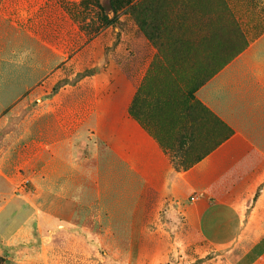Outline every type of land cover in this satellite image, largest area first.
I'll use <instances>...</instances> for the list:
<instances>
[{
    "label": "crops",
    "instance_id": "0c3cea01",
    "mask_svg": "<svg viewBox=\"0 0 264 264\" xmlns=\"http://www.w3.org/2000/svg\"><path fill=\"white\" fill-rule=\"evenodd\" d=\"M146 2L153 42L138 26L119 45L95 40L69 76L47 23L1 19L0 257L33 235L41 252L24 264H48L81 230L99 245L96 230H125L133 244L151 207L153 226L185 234L152 261L264 264V30H224L257 17L235 0Z\"/></svg>",
    "mask_w": 264,
    "mask_h": 264
},
{
    "label": "rangeland",
    "instance_id": "374dc122",
    "mask_svg": "<svg viewBox=\"0 0 264 264\" xmlns=\"http://www.w3.org/2000/svg\"><path fill=\"white\" fill-rule=\"evenodd\" d=\"M140 2L141 0H113L114 10L107 11V15L109 19L114 18L115 23L108 27L103 21V15L98 7L97 0H0V22L2 23L1 19L7 16L11 22H16L28 29H38L40 22L45 27V23H47V37H42V39H46L49 46L54 48L59 56L65 60V63L62 64L63 71L69 76L75 70L84 67L89 61H93V41L96 40L102 45H119L122 35L128 34L135 37V28L139 27L138 21L144 22V30L151 37L147 39L150 43L153 42L151 29V8L153 9V7H151L150 2H147L149 8L146 17L149 18L143 21L146 5H137ZM231 9L235 10V14L241 16L250 13L257 17L252 20L235 21V25L232 22L225 21L223 22L224 30H235L237 28L240 32H250L253 37L264 30V0H235V7L231 5ZM21 15H32L34 17H27V20H18L17 16ZM42 32H45V29ZM243 41V35H241V45ZM109 50L111 51V59L118 61L119 51L110 49L109 46L105 50L106 59ZM232 55L233 53L223 54L224 57L221 63L226 62ZM199 56L198 53L193 54L191 59L199 60ZM200 60L203 59L200 58ZM209 60L207 59L208 64ZM217 65L219 66V64ZM192 74L193 79L196 78L197 80L203 76V70L200 68L192 69ZM25 187V192L28 193L29 185ZM149 201L152 202V198H149ZM145 220L148 228L128 230V233L132 234L131 239H133V244L128 245L119 242L120 236L125 230H106L110 232L105 235L107 243H105V230H100V232L96 230V236L100 233L99 240L102 241L100 245L98 236L95 239L88 237L87 230H81L83 235L80 236L79 241H72L68 238L69 242L67 239L65 245L58 248V251H60L58 256H56L54 249L55 252H53V257H51L48 264H137L139 256H141L139 264H161V260L158 258H156V261H152L153 251L156 255H158L157 251H166L168 248L167 242H169L168 237L174 238L185 234L182 230L159 229L153 226L151 207L145 214ZM90 233L94 234L95 231L90 230ZM190 235L194 236L193 234ZM140 236L145 237V243L139 244ZM19 242L20 244H17L14 250L15 253L14 251L10 253L8 248H5L1 257L4 258L6 264H8L7 258L10 256H13L14 261L24 264L25 260L31 258L32 255L37 257L41 252L42 243L38 236L32 235L30 240L28 238L21 239ZM60 255H63L62 258L59 257ZM33 264H41V261L35 259Z\"/></svg>",
    "mask_w": 264,
    "mask_h": 264
},
{
    "label": "trees",
    "instance_id": "16d2710c",
    "mask_svg": "<svg viewBox=\"0 0 264 264\" xmlns=\"http://www.w3.org/2000/svg\"><path fill=\"white\" fill-rule=\"evenodd\" d=\"M147 0H141V2L138 4L137 3V5H140V4H144V5H146L145 7H144V13L146 14L147 13V10H148V8H149V4L146 2ZM97 4H98V7H99V9L101 10V12H102V15H103V21H105V25L106 26H112V25H114V23H115V21H114V18H112V19H109V17H108V15H107V11H109V10H111V11H113L114 10V6H113V0H97ZM151 4V3H150ZM151 7H153V5H151ZM145 14H143V21L146 19V18H149V17H146L147 16V14L145 15ZM153 14H154V12H153V9L151 8V16H152V18H151V21H152V19H153ZM138 25H139V28L142 30V32L144 33V34H146V37L148 38V39H150L151 37L149 36V34L146 32V30H144V22H139L138 21ZM207 71V70H206ZM54 91H56V88L54 89ZM0 264H5V260H4V258H2V257H0Z\"/></svg>",
    "mask_w": 264,
    "mask_h": 264
}]
</instances>
